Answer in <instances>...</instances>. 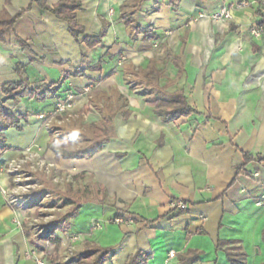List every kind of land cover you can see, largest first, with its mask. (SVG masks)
Masks as SVG:
<instances>
[{
	"label": "crops",
	"instance_id": "1",
	"mask_svg": "<svg viewBox=\"0 0 264 264\" xmlns=\"http://www.w3.org/2000/svg\"><path fill=\"white\" fill-rule=\"evenodd\" d=\"M31 1L0 0V13L6 10L15 16ZM47 1L54 5L61 0ZM69 1L83 5L77 21L85 35L104 30L103 42L89 49L71 35L65 20L36 4L18 18L0 43V101L7 82L23 79L39 87L67 72L84 76H70L56 99L38 102L23 97L17 105L6 101L17 114H29L30 123L22 121L23 130L3 131L8 149L0 151V164L19 158L29 147L56 160L37 114L47 112L70 91L117 85L127 110H105L95 120L100 123L106 114H114L116 136L91 158L58 162L63 170L92 178L86 187L103 188L104 203H84L70 223L55 230L56 236L64 243L69 235L85 234L89 242L111 249L106 264H128L139 252L146 254V264H181V256L190 252H198L191 264H231L225 249L235 245L247 254V264H264V207L256 205L264 194V37L258 40L251 34L252 25L264 15L261 0H245L253 5L235 10L230 22H212L207 15L220 5L242 0H147L136 22L158 35L150 41L143 34L131 38L121 18V6L128 0ZM162 42L176 54L182 52L183 73L169 52L163 56ZM150 46H158L152 50L157 59L167 60L149 68ZM127 50L136 67L129 79L125 70L112 73L114 62ZM101 59L102 65L95 68ZM151 67L164 72L157 81L167 92H183L200 114L172 122L158 116L143 88L132 80L134 72L147 73ZM245 154L253 159L245 163ZM9 185L10 178L0 176V264H37L28 257L29 251L54 264L55 258L44 257L50 241L27 237L26 222L23 229L16 226L20 214L1 191V186ZM176 200L189 208L172 210ZM123 208L136 222H112ZM95 221L102 223L98 230L92 229ZM219 240L233 242L219 250ZM83 247L79 244L78 251Z\"/></svg>",
	"mask_w": 264,
	"mask_h": 264
},
{
	"label": "trees",
	"instance_id": "2",
	"mask_svg": "<svg viewBox=\"0 0 264 264\" xmlns=\"http://www.w3.org/2000/svg\"><path fill=\"white\" fill-rule=\"evenodd\" d=\"M145 1L147 0H128L121 6V18L133 40H136L137 36L140 34L144 35V40L146 41L158 39V35L154 33L153 30L149 28L144 29L136 22L137 13L141 8L142 3ZM35 4L43 10L50 11L58 19L65 20L68 23V30L71 35L79 43L85 45L89 49H93L103 42V37L105 34L104 30L94 36L85 35L84 26L78 23L77 12L83 10V5L81 3L69 0H61L54 5H49L47 0H32L27 8L23 9L15 16H10L6 10L0 13V43L6 40L7 33L13 30L18 18L30 11ZM18 42L23 47V49L29 50V46L24 40L19 38ZM169 56L172 57V61L179 68L180 73H183L182 52L176 54L172 50H169ZM103 61L104 60L101 59L95 68H100V65H102ZM152 62L154 65L155 61ZM20 67L21 65L19 64L17 66V71L20 70ZM163 73L164 72L162 70H153L151 67L147 73L134 72V76L132 78V80L136 82L138 86L143 88L147 98V103L155 108L156 114L160 116L165 122L177 121L182 117L200 114L196 108L192 107L188 103L183 92H167V87L161 86L158 83L157 80L163 75ZM70 76L83 77L84 74L83 72H67L56 82L44 84L39 87H32L28 80L23 79L17 82H7L3 85L2 92L5 95V98L0 101V151L8 149L4 144L5 136L3 131H6L10 128L23 130L24 124L29 125L30 123L29 114H17L16 111L10 109L6 105V101L13 100L17 105L20 101V98L23 97L35 99L38 102H44L47 99H56L57 96L55 93L61 89L62 85ZM59 100L60 98L57 100V102ZM113 119L114 114H106L97 128L91 134H85L82 132H77L79 133L77 134L76 131L66 130V132L61 133L59 137H55V135H53L51 136V140L48 143V149L52 150L56 154L57 160L61 158H91L103 149L105 143L109 142L116 136ZM72 134H77L79 137H83L82 139L84 144L81 147L71 149L73 145V140H71V138L74 136ZM69 148L71 150H69ZM244 156L245 163L253 159V156L251 155L245 154ZM241 168L242 167L240 166L237 168L238 173L241 171ZM82 176V174L77 175L75 176V179H78ZM36 180L43 184V187L33 191L31 194L26 195V199H28L32 205H37L36 203L40 201L41 197L47 193H50L53 197L50 201L51 204L55 203L61 208L68 207L66 212L56 213L55 219L43 226V234L39 236V239H47L58 246L62 241L56 236V229H60L65 224L70 223L84 203L89 201L104 203L105 190L103 188L97 191L93 186H88L83 190H75L72 183H66L64 189L61 190L58 188V186H54L52 182L45 181L44 178L42 179L40 176H37ZM24 230L26 236L30 238V230H27L26 227ZM232 242L233 241L219 240L217 249L220 250L224 244ZM225 251L231 264H247V254L240 246L235 245L225 249ZM110 255V248H104L86 241L84 243L83 249L78 251L73 257V261L77 262L78 264H106L109 261ZM197 259L198 252H190L186 256H181V264H191ZM52 261L54 264H58L56 259H53ZM146 262V254L139 252L137 255L130 258L128 264H146Z\"/></svg>",
	"mask_w": 264,
	"mask_h": 264
},
{
	"label": "rangeland",
	"instance_id": "3",
	"mask_svg": "<svg viewBox=\"0 0 264 264\" xmlns=\"http://www.w3.org/2000/svg\"><path fill=\"white\" fill-rule=\"evenodd\" d=\"M218 9V8H217ZM212 22H221L212 18V14L207 15ZM164 46V57H168L169 52V44L168 42L161 43ZM160 45V44H159ZM161 46V45H160ZM158 47V46H157ZM157 47L150 46L147 51V59L149 58V68L155 61V65H159L161 62L164 63L162 59H157L152 54L153 49H157ZM130 50H127L126 53H122L114 62V68L112 73L114 75H118L122 73L123 70L126 71L127 76L131 77V71L135 70V65L132 63ZM166 57V58H167ZM160 67V66H159ZM148 68V70H149ZM155 76V75H154ZM140 89V88H139ZM142 90V89H140ZM72 94L73 96V104L70 111H67L65 114L56 116L51 123V131H47L44 129L41 124V128L44 132L50 137L55 135V137H59L61 133H65L66 130H73L77 132H82L85 134H91L98 126L99 121H95L96 118H100L103 115L105 110L110 112L117 111H126V104L124 100L120 97L121 92L119 91L117 85H111L109 87H102V84L94 85L90 88H83L79 91H70L65 96L61 97L60 100H64L66 96ZM82 99V100H81ZM54 107L50 106L47 108V111H52ZM79 134V133H77ZM77 134L74 135L71 140H73V145L71 149L81 147L83 142V137H79ZM49 140V142H50ZM48 142V143H49ZM69 148V150H71ZM50 150V149H49ZM35 148H26L23 151V155L19 158L8 161L14 162L19 160H24V164L22 167V171L20 172V176L16 177L19 180V183L13 181L14 177L10 176V188L18 190L16 196V202L10 204V206L14 209V211L19 215L16 218L15 224L18 228L23 229L22 227L28 224L32 238L36 240L39 239V236L43 234V226L48 222L55 219V215L58 212H66L68 208H61L57 204H51L52 194H45L41 197L40 201H38L36 205H32L28 199H26L27 194H31L33 191H36L43 187L39 181H37V176L44 178L45 181H50L54 186H58L59 189L63 190L66 183H72L73 188L76 190H81L86 187L90 181L93 179L88 175L75 179L76 174L68 170H63L58 165L59 160H49L46 152ZM64 159V158H63ZM6 163V162H5ZM6 173V172H5ZM6 175V174H4ZM23 203L25 205L24 210L19 208V204ZM33 203V201H32ZM126 208L121 209L118 213H122ZM127 210V209H126ZM21 224V226L17 225V222ZM74 235L81 236V239L76 242L70 241V237ZM85 234H73L69 235L61 244L58 246L53 242H49L50 244L46 246L44 257L47 260L55 258L56 260H60L66 264H74L73 257L78 252L79 244H84L86 241ZM41 242V240H38ZM45 246V245H44ZM35 253V251H29L28 254ZM38 253L36 254V256Z\"/></svg>",
	"mask_w": 264,
	"mask_h": 264
},
{
	"label": "built area",
	"instance_id": "4",
	"mask_svg": "<svg viewBox=\"0 0 264 264\" xmlns=\"http://www.w3.org/2000/svg\"><path fill=\"white\" fill-rule=\"evenodd\" d=\"M261 2L264 5V0H261ZM251 5H253V2H248L245 0L236 1L231 5L223 4L220 5L214 13H212V18H215L216 20L221 22H230L234 18L235 10L248 7ZM251 34L255 39L258 40H261L264 37V15L259 21H257L252 25ZM72 104H73V96L72 94H70L66 96L64 100H59L52 111L38 114L37 120H39V122L43 125L45 130L51 131V123L54 120V118L56 116L65 114L67 111H70L71 108L73 107ZM23 161L24 160H19V161L6 162L0 164V176H3L4 174H6V176H8L9 178L10 176H12L14 177L13 181L19 183V180L16 179V177L20 176V172L22 171V167L25 162ZM1 191L3 195L6 197L7 203L9 205L16 202L15 195L18 193V190H16L15 188L11 189L10 186L8 187L1 186ZM256 205L258 207H264V194L260 196L258 199H256ZM26 207L23 203L19 204V208H21L22 210H24ZM188 208L189 205L187 203L179 200L173 201L171 204L172 210L185 211ZM112 222L117 225H129L136 222V218L131 213H129L128 210L125 209L122 213H118L113 218ZM17 225L21 226L19 221L17 222ZM101 225H102L101 222L95 221L93 223L92 229L98 230L99 228H101ZM80 239L81 236L79 235L78 236L74 235L70 237V241L72 242L79 241ZM175 255H176L175 252L170 253V257H174ZM28 257L31 259H35L37 264H46L43 260L38 258L34 252L28 254Z\"/></svg>",
	"mask_w": 264,
	"mask_h": 264
}]
</instances>
